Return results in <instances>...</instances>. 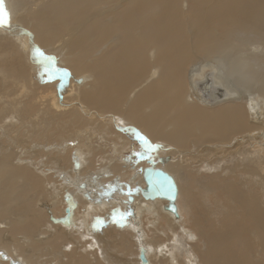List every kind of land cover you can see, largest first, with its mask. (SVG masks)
<instances>
[{
  "label": "bare ground",
  "instance_id": "6f19581e",
  "mask_svg": "<svg viewBox=\"0 0 264 264\" xmlns=\"http://www.w3.org/2000/svg\"><path fill=\"white\" fill-rule=\"evenodd\" d=\"M4 5L10 18L0 27V142L18 132L36 142L60 133L61 143L62 133H71L78 143L74 154L64 153L66 140L48 147L65 155L64 164L70 160L73 167L65 168L80 172L83 159L94 168L90 153L107 156L101 143L122 152L148 139L147 146L154 143L152 149L166 160L164 171L201 189L199 201L210 215L207 228L193 215L194 237L183 228L178 196L176 213L164 200H144L141 170L128 176L143 162L138 158L127 165L106 158L120 178L110 176L118 186L103 189L97 177L78 183L64 168L37 170L25 150L16 155L0 148V253L11 254L13 264H47L59 253L66 264H112L98 240L102 235L95 237L86 218L117 202L135 204L136 216L149 214L152 225L163 217L174 228V239L160 244L142 240L139 224L125 227L123 247L130 246L126 232L141 236L129 249L139 264L141 249L149 264H264V0H4ZM249 99L257 102L259 117L249 110ZM224 170L231 176L224 178ZM65 193L74 203L68 225L57 222L67 207ZM61 194L65 207L55 218ZM47 247L56 252L49 256ZM133 262L127 255L113 264Z\"/></svg>",
  "mask_w": 264,
  "mask_h": 264
},
{
  "label": "rangeland",
  "instance_id": "374dc122",
  "mask_svg": "<svg viewBox=\"0 0 264 264\" xmlns=\"http://www.w3.org/2000/svg\"><path fill=\"white\" fill-rule=\"evenodd\" d=\"M17 127V126H16ZM17 129V128H16ZM15 129V130H16ZM55 129V131L58 129V127H55L54 128ZM53 129V130H54ZM63 131V130H62ZM136 131L138 132V133H141L142 134V131L140 130L139 131V129H136ZM81 132V131H80ZM84 132H86V131H82L81 133H84ZM15 133V134H14ZM14 133H11V135H12V139H10V140H7V139H5L4 141H2V142H0V148L1 149H4L5 148V150H7V152L8 151H10L11 153H16V155L17 154H20L21 152H20V150H25V151H23V153H24V157H26L28 160H29V162H30V164L31 165H33L34 163V165L33 166H35L36 165V167H37V170H39V171H42V172H46V170H49V169H52V170H56V168L57 169H59V167H60V169L59 170H61L62 171V169L64 168V171L63 172H65V173H67L70 177H71V175H72V177L70 178V179H75L76 181L78 180V177H79V180H78V183L80 182V183H82V182H84L85 180V182H89L90 181V178H95V177H97V178H95V179H97V180H95L94 182L96 183V185H98V183H100V184H102V185H100L103 189H105L106 187L107 188H110V187H115V186H113V184H114V182H113V180H115V178L116 179H118V178H120L119 176V173L120 172H113V171H111V169H112V167L110 168V167H107V166H109V164H108V162H107V160H106V158H110V159H114V160H116V161H118L119 163H122V164H128V163H126V162H129L130 163V161L131 160H133V159H135V158H138V159H140V161L142 160L143 162H141L136 168L137 169H133L132 171H130L129 172V174L126 172V174H128V176H130V174L132 175V174H134V172L135 173H137L138 171L140 172V170L142 169V167H145V166H148V164H153L155 167H158V168H161V169H165V165L167 164V162H166V160L163 158V156L160 154V153H158V152H156L154 149H152V147H153V145H154V143H152L151 145H152V147H148L147 146V144H150V142L148 141V139H147V143H145V141L143 142H139V143H137V144H131L126 150H124V151H122V152H117L118 150H117V148H115V146L116 145H114V147L112 146V144L110 145V144H107V143H101V147L102 148H104L105 149V152L107 153V156H105V155H99V156H97V155H95V153H93L92 155H93V157H92V155H91V153L89 154V156H88V159H92V161H93V164H94V170L92 169V171H91V169L89 170V166L87 165V162H86V160L85 159H83V162H82V166H84V167H82L81 166V171L79 172L78 170H76V168H75V166H74V168H73V171L71 170L72 168H65L66 166L67 167H69L70 165V167H73V165L72 164H70V160H68V162H67V160H66V162H65V164L63 163V162H61L62 161V156L64 157L65 155H58V152L56 153V148H55V150H53V149H49V147L48 146H50V142H53V144H55L54 143V140H56L57 139V142L58 143H60V141H59V138H61V134L59 133V135L54 139V140H50V139H43L44 141H47L46 143L44 142V141H42V140H40V141H38V142H36V139H33V138H29V137H27L26 138V136H22V135H20L19 136V134H18V132L16 133V132H14ZM64 133H62V137L68 142H66L65 140H62L61 141V143L63 142V141H65L66 143H67V145L64 147V149H63V151L65 150V148H68V149H66V151H64V153H66V154H68V153H73V151H75L76 149H78L77 148V145H78V143L76 144V138H74V136L71 134V133H68L67 134V136H65V134L63 135ZM70 134V135H69ZM72 135V136H71ZM17 136H19L18 138H17ZM69 136H71V137H73L72 139H71V137H69ZM81 136L83 137V136H85V133H84V135L83 134H81ZM22 137H24V138H22ZM66 137V138H65ZM69 137V138H68ZM82 137H79V140H81V139H83ZM16 138V139H15ZM68 138V139H67ZM28 140H30L31 141V143L28 141ZM39 140V139H38ZM49 140V141H48ZM70 140V141H69ZM72 140V141H71ZM78 140V139H77ZM87 139H84V143H85V141H86ZM20 142V143H18V142ZM25 141V142H24ZM38 145L39 144V146H37L36 144H34V142ZM22 142V143H21ZM45 143V145L43 144V143ZM49 142V144H47ZM56 142V141H55ZM70 142V143H69ZM5 143V144H4ZM7 143H9V145L7 144ZM13 143H14V145H13ZM25 143V144H24ZM30 143V145H28ZM60 143V144H61ZM74 143V144H73ZM111 143H113V142H111ZM158 143V142H157ZM29 146H27V145ZM42 144V146L40 147V145ZM47 144V145H46ZM53 144L51 143V146H50V148L53 146ZM146 144V145H145ZM156 144V143H155ZM12 145V146H11ZM17 145H18V147H17ZM25 145V146H24ZM73 145V146H72ZM85 146H86V144H84ZM96 145H98V143L96 144ZM139 145V146H138ZM22 146V147H21ZM46 148H45V147ZM68 146V147H67ZM106 146V147H105ZM38 147V148H37ZM43 147V148H42ZM71 147V148H70ZM109 147V148H108ZM131 147V148H130ZM230 146H226V147H221V148H223V149H228ZM26 148V149H25ZM36 148V149H35ZM41 148H42V150H41ZM70 148V149H69ZM1 149H0V151H1ZM13 149H14V151H13ZM27 149H29L28 151L29 152H27ZM35 149V150H34ZM47 149V150H46ZM73 149V150H72ZM75 149V150H74ZM113 149H115V150H113ZM173 150H177V149H173ZM19 151V152H18ZM49 151H50V153H49ZM54 151V152H53ZM152 151H155V152H152ZM151 152V153H150ZM53 153V154H52ZM57 154V155H55V154ZM121 153V155H119V154ZM35 154H37V155H35ZM47 154H49V155H47ZM74 154V153H73ZM83 154V153H82ZM54 155V156H53ZM84 155V154H83ZM115 155V156H114ZM117 155V156H116ZM119 155V156H118ZM160 155V156H159ZM43 157H45V158H43ZM55 159H53V158ZM58 157V158H57ZM115 157V158H114ZM34 158H36L38 161L36 162V159H34ZM42 160H41V159ZM61 158V159H60ZM94 158V159H93ZM131 159V160H130ZM162 159H164V160H162ZM58 160H59V162H58ZM61 160V161H60ZM85 160V161H84ZM96 160V161H95ZM100 160H102V161H100ZM210 160V162L212 161L213 162V160L212 159H209ZM88 161V160H87ZM91 161V160H90ZM122 161H125V162H122ZM48 164H47V163ZM86 162V163H85ZM97 162H99V163H97ZM210 162L209 163H207V164H205V165H209L210 164ZM52 165H51V164ZM63 163V164H62ZM70 165H69V164ZM89 163V165H90V162H88ZM106 163V164H105ZM144 163V164H143ZM50 164V165H49ZM55 164V166H53ZM87 166H86V165ZM93 164H92V166H93ZM100 164H105L104 166L105 167H103V165H100ZM216 164H217V162H216ZM215 164V165H216ZM44 165V166H43ZM49 165V166H48ZM57 165V166H56ZM60 165H62V166H60ZM65 165V166H64ZM113 166L114 164L112 163V164H110V166ZM126 165H124V168H126L127 166ZM141 165V166H140ZM43 166V167H42ZM91 166V167H92ZM98 166H100V167H98ZM126 166V167H125ZM224 165H221V169L223 170V168H225V167H223ZM41 167V168H40ZM45 167V168H44ZM48 167V168H47ZM107 167V168H106ZM62 168V169H61ZM84 168V169H83ZM100 168V169H99ZM109 168V169H108ZM42 169V170H41ZM46 169V170H45ZM86 169V170H85ZM105 169H108V170H106V171H108V172H106L105 171ZM75 170V171H74ZM104 170V171H103ZM67 171V172H66ZM88 171H89V174H88ZM96 171H97V173H96ZM100 171V172H99ZM229 171V172H228ZM231 170H227V172H225V170H224V172H225V177L224 178H226L227 177V174H228V177H229V175L231 176V172H230ZM75 172V173H74ZM82 172V173H81ZM84 172V173H83ZM87 172V173H86ZM112 172L115 174V173H118V174H115V175H112ZM48 173V172H47ZM51 173H53L54 174V172H51ZM80 173V174H79ZM90 173L92 174V175H90ZM169 173V172H168ZM52 174V175H53ZM74 174V175H73ZM79 174V175H78ZM87 174V175H86ZM96 174V175H95ZM101 174H103L104 176H106V177H104V176H102ZM124 174V173H123ZM170 174V173H169ZM205 174V173H204ZM220 174V173H219ZM49 175H51V174H49ZM49 175L47 176V177H49ZM75 175H77L76 177H75ZM86 175V179H83L84 178V176ZM90 175V176H89ZM171 176H173L172 174H170ZM89 176V177H88ZM108 176V177H107ZM110 176H112L113 178V180L111 179V177ZM114 176H115V178H114ZM118 176V177H117ZM126 177L124 180H129L130 179V177ZM75 177V178H74ZM80 178H82V180L80 179ZM106 178V179H105ZM174 179H175V181H176V184H177V188H178V202H179V206H180V208L182 209V211H183V214H182V223H183V228H186V230H188V231H192V233H193V235H194V237H196V233H195V231H194V228L192 229V219L191 218H193V215H194V217L196 216V215H198L199 217H200V219L201 220H199L200 221V223H199V225L201 224V226L203 227V228H207L208 226H209V224H206V223H204L205 221H206V216H209L210 215V213H206V211H207V209H206V207H205V201L204 200H202V201H199V196H198V194L200 193V191L199 190H201L200 188H197L196 186H194V185H192V184H190V183H188V182H186V181H182L181 179H177L175 176L173 177ZM88 180V181H87ZM104 180V181H103ZM107 180H112L110 183H112V184H110L109 182L107 183ZM124 180H120V182L121 181H124ZM179 180V181H178ZM69 181H71V180H69ZM98 183H97V182ZM106 181V182H105ZM195 182H196V179L194 180ZM104 182V183H103ZM59 183V182H58ZM107 184V185H106ZM110 186H109V185ZM98 185V186H99ZM103 185H105V186H103ZM114 185H117V183H115ZM191 185H192V187H194L193 189H191ZM118 186V185H117ZM60 187V186H59ZM144 187V186H143ZM187 187V188H186ZM69 188H73L74 190H76V188H74V187H69ZM140 188H142L140 185H137L134 189H135V191H137V194L139 193V189ZM197 188V189H196ZM60 189V188H59ZM61 192H63L62 190H60V193ZM193 194L192 195V197H190L191 195L190 194ZM63 194V193H62ZM62 194L61 195H59L60 196V198L62 199ZM135 197H137V198H139L140 197V195H135ZM140 199V198H139ZM195 199V200H194ZM82 200L83 201H85L86 203H88L83 197H82ZM141 200L143 201V199L141 198ZM64 202V200L62 199V201H61V205L59 204V207L58 206H55V207H53V212H54V214H56V215H53V217H55V218H57V217H60V215L61 214H63L62 213V209L65 207V202ZM200 203V204H199ZM122 205H124V204H119V203H112L110 206H108V205H106L105 207H104V209H102L101 207H99V208H97V211H94V213H92L90 216H92V217H90V216H88L86 219L88 220L87 221V224L88 225H90L91 224V226L94 228V231H95V233H97V235L95 236V237H97L98 235L99 236H101V239H98V240H101V242H102V244H101V246L102 247H104V251L106 252V254L108 255V256H110V258L109 259H111V262H112V264L114 263V262H116V261H118V260H122V261H124L125 260V258H126V256L128 255V257L129 258H132V262H133V260L134 261H136L137 259H135L133 256H131V254H132V251H130L129 249H131V250H133L135 247H136V240H137V234H138V236L139 237H141L140 236V234L137 232V230H133L132 229V231H128V232H126L127 233V235L125 234V236H127V240H128V242H130V246H128V243L125 245V247H123V245H122V237H120V236H122V235H120V233H125L124 231H125V227L127 226V225H129V223L131 224V223H134V225H136V226H138V224H139V228L141 229V231H142V240H143V238L144 237H146V238H149L151 241H153V242H155V243H160V244H168V240H169V242H171L172 241V237H173V239H174V237H175V235L173 234V232L172 231H174V228H172V227H170V226H168L167 227V222H166V220H164V218L162 217L161 219H160V221L158 222V224L157 225H152V223H153V218L149 215V214H142L141 215V218L140 217H137L136 215V213H135V204L133 205H131L130 203L129 204H127V206H123L122 207ZM131 206V207H130ZM182 206V207H181ZM116 207V208H115ZM189 207V208H188ZM202 207V208H201ZM204 207V208H203ZM57 208V209H56ZM128 208L129 209H132V210H134V211H132V210H128ZM184 208V209H183ZM188 208V209H187ZM59 209L61 210L60 211V213L58 212L59 211ZM79 210H80V212H79V215H81L82 214V209L81 208H79ZM123 210V211H122ZM104 211V212H103ZM106 211V212H105ZM126 211V212H125ZM108 212V213H107ZM133 214H132V213ZM205 212V213H204ZM126 214V215H125ZM200 214H201V216H200ZM93 215H94V217H93ZM97 215V216H96ZM107 215V216H106ZM139 215V214H138ZM206 215V216H205ZM57 216V217H56ZM186 216V217H185ZM110 217V218H109ZM112 217V218H111ZM137 217V218H136ZM151 217V218H150ZM94 218V219H93ZM105 218V219H104ZM137 219V220H136ZM132 221V222H131ZM136 221V222H135ZM138 221H139V223H138ZM95 223V224H94ZM114 223V224H113ZM126 223V224H125ZM111 224V225H110ZM144 224V225H143ZM149 224V225H148ZM142 225V226H141ZM60 226V225H59ZM146 228H145V227ZM152 226H153V228H152ZM155 226H156V228H155ZM179 227V226H178ZM217 228L219 227V226H216ZM59 228V227H58ZM99 228V229H98ZM128 228H130L129 226H128ZM150 229V230H149ZM151 229H152V231H151ZM106 230V231H105ZM131 230V229H130ZM156 231V232H155ZM60 232H63V231H60ZM132 234H131V233ZM134 233H136V235L134 234ZM131 236H130V235ZM106 235V236H105ZM7 236H9L8 235V233H7ZM49 236V237H48ZM47 237H48V239L50 238V237H52L50 234L48 235ZM109 236V237H108ZM68 237V238H67ZM90 237H92L91 235H90ZM131 237V238H130ZM133 237V238H132ZM70 238H72V237H70ZM129 238V239H128ZM66 239H69V236H66ZM75 240H76V238H74ZM164 239V240H163ZM119 240V241H118ZM194 241H195V243L197 244V238L196 239H194ZM258 238H257V241L255 240H253V243L254 242H257L258 243ZM73 243L74 244H72V246L75 248V249H78V250H75V251H77V253H78V251H79V249H80V247L77 245V243L75 242V241H73ZM257 243H255V244H257ZM64 244H66L65 242L64 243H62V244H60V246H59V248H57V250L59 249V250H61L62 248H63V246H65ZM67 245V244H66ZM75 245H77L76 247H75ZM135 246V247H134ZM200 246V245H199ZM202 246V245H201ZM200 246V247H201ZM258 246V244L256 245V247ZM73 247H72V249H73ZM79 247V248H78ZM134 247V248H133ZM233 247V250L234 251H237V252H239V253H241V251L240 250H238V247H235V246H232ZM108 248V249H107ZM28 249V247H26L25 248V250H27ZM49 248L47 247V250H48ZM255 249H257V248H255ZM2 252L0 253V259L1 260H6L5 262L7 263V264H13V262H14V260L12 259V255L10 254H7V252H5V250L3 251V250H1ZM128 251H130V252H128ZM204 251V250H203ZM48 253H49V256L51 255V254H53V253H55L56 252V249H54V250H52V249H49L48 251H47ZM52 252V253H51ZM63 252L66 254V253H68L69 251L68 250H65V249H63ZM5 253V254H4ZM127 253H129V254H127ZM131 253V254H130ZM4 255V256H3ZM59 255H61L60 253L55 257H50V259L49 260H47L46 261V263L47 264H66L67 263V261H68V259H65L62 255L61 256H59ZM115 255V256H114ZM5 257V258H4ZM125 257V258H124ZM4 258V259H3ZM105 258V256L104 255H102L101 254V259H104ZM62 259V260H61ZM117 259V260H116ZM66 260V261H65ZM106 260V262L108 261L107 259H105ZM114 261V262H113ZM128 260H126V262H127ZM49 262H51V263H49ZM120 263H121V261H119ZM138 262V263H137ZM129 264H131V263H129ZM132 264H139V261L137 260L136 261V263L135 262H133ZM195 264V263H194Z\"/></svg>",
  "mask_w": 264,
  "mask_h": 264
},
{
  "label": "water",
  "instance_id": "95a60500",
  "mask_svg": "<svg viewBox=\"0 0 264 264\" xmlns=\"http://www.w3.org/2000/svg\"><path fill=\"white\" fill-rule=\"evenodd\" d=\"M248 108L254 117H259V107L257 102L253 99L248 100ZM142 180L145 187L140 189L141 197L146 201L164 200L168 202L167 209L170 212L176 213V207L174 205L178 196V188L175 179L166 171L161 168H156L153 164H148L147 167L141 169ZM67 207L64 210V216L60 217L57 222L60 224L68 225L71 219L70 208L74 205L72 197L69 193L64 194ZM129 202H133L131 199ZM140 262L141 264H149L145 256V250H140Z\"/></svg>",
  "mask_w": 264,
  "mask_h": 264
},
{
  "label": "snow or ice",
  "instance_id": "6c2138e0",
  "mask_svg": "<svg viewBox=\"0 0 264 264\" xmlns=\"http://www.w3.org/2000/svg\"><path fill=\"white\" fill-rule=\"evenodd\" d=\"M10 14L7 12L4 0H0V27H4L8 24ZM147 143V141H145Z\"/></svg>",
  "mask_w": 264,
  "mask_h": 264
}]
</instances>
